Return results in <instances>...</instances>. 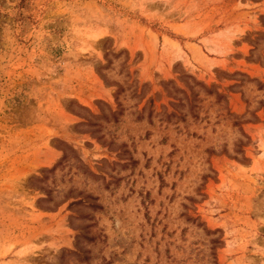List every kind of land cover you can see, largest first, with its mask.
I'll return each mask as SVG.
<instances>
[{"label": "rangeland", "instance_id": "374dc122", "mask_svg": "<svg viewBox=\"0 0 264 264\" xmlns=\"http://www.w3.org/2000/svg\"><path fill=\"white\" fill-rule=\"evenodd\" d=\"M0 264H264V0H0Z\"/></svg>", "mask_w": 264, "mask_h": 264}]
</instances>
